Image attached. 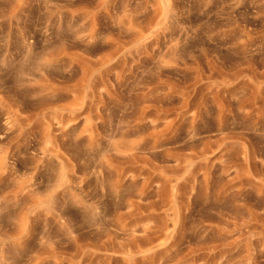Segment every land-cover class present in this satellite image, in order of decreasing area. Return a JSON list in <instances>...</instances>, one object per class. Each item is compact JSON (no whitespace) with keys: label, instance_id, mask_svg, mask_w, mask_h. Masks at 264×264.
Here are the masks:
<instances>
[{"label":"rangeland","instance_id":"rangeland-1","mask_svg":"<svg viewBox=\"0 0 264 264\" xmlns=\"http://www.w3.org/2000/svg\"><path fill=\"white\" fill-rule=\"evenodd\" d=\"M0 264H264V0H0Z\"/></svg>","mask_w":264,"mask_h":264}]
</instances>
